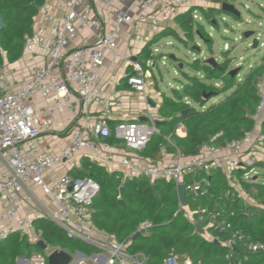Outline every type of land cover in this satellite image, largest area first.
<instances>
[{"label":"built area","instance_id":"built-area-1","mask_svg":"<svg viewBox=\"0 0 264 264\" xmlns=\"http://www.w3.org/2000/svg\"><path fill=\"white\" fill-rule=\"evenodd\" d=\"M97 1L102 8L98 14L91 0H52L51 5L44 4L40 8L37 15L41 16L43 25L25 39L23 48L45 50L47 60L35 66L31 77L21 87L13 90L0 67V242L17 234L26 237L32 246V251L17 258L15 264H48L52 253L62 251L47 245L39 232L35 234L33 221L39 218L51 223L68 240L93 249L88 254L79 251L69 254L72 257L69 264H145V256L141 252L130 253L128 247L134 236L148 231L153 225L148 221L141 222L123 242L99 231L91 222L94 199L100 191L98 183L89 177L74 178L68 172L53 176L47 182V176L56 166L68 163L76 168V160L85 157L118 172L122 182L143 179L152 186L156 182L173 184L175 189L182 185L185 198L196 200L207 198L208 177L213 171L223 175L228 185L234 187V172L248 168L246 157L264 143V135L260 132L264 116L262 84L257 88L259 102L255 128L239 140L220 146L203 145L197 155L188 158L178 149L170 153L163 150L158 161L143 157L141 153L150 137L158 133L157 120L149 112L147 73L137 60H126L130 71L124 78L142 102L137 108L140 115L111 126L114 96L106 97L101 91L97 69L106 51L114 60H123L112 49L122 28L130 26V33L145 45L144 37L140 35V26L144 22L155 36L187 9L191 0H131L125 10L114 8L115 0ZM134 9L138 13L133 18ZM104 11L113 14L112 24L106 30L103 29ZM83 33H88L92 41L81 37L80 46L73 48L74 41ZM145 65L148 67L150 61ZM37 96L53 99L55 106L49 109L50 113L59 108L76 110L77 119L68 126L67 143L56 154L38 148V141L44 133L51 132L53 122L51 118L41 117L31 106L30 101ZM93 103L101 108L96 118L89 115ZM141 118L146 121L141 122ZM179 128L184 129L183 125ZM251 171L244 172L242 179ZM34 188L49 198V206L36 200ZM23 194L39 207L33 219L21 214L18 198ZM178 204L183 218L200 226L204 239L218 240L210 235V229L218 234L229 233L228 240L222 244L228 250V258L240 246L247 253L264 255L263 243L232 231L234 212L227 210L225 204H215L217 209L214 211L200 207L192 211L187 205ZM39 241H43L45 249H37ZM163 264H178V259L171 256Z\"/></svg>","mask_w":264,"mask_h":264},{"label":"trees","instance_id":"trees-1","mask_svg":"<svg viewBox=\"0 0 264 264\" xmlns=\"http://www.w3.org/2000/svg\"><path fill=\"white\" fill-rule=\"evenodd\" d=\"M210 1L228 3L231 0ZM44 2L45 0H0V17L3 23L0 29V67L4 62L12 64L19 60L25 39L32 34L33 20ZM194 12H199L204 20L209 21L211 26L214 25L213 8L208 11L202 8L188 9L176 16L174 22L186 39L193 40L197 37L211 50L212 41L200 24L196 25L193 33ZM220 14L237 19L232 13ZM167 37L183 43V39L175 31L164 29L143 46L136 59L143 68L150 61L151 48ZM187 67L193 74L177 67L184 79L181 89H173L170 96L162 95L157 109L160 119L155 124L158 133L150 137L141 153L143 157L158 161L163 150L170 153L174 149H178L183 157H193L203 145L220 146L236 141L255 128L259 102L257 88L259 80L264 77V57L262 63L250 70L239 82L237 74L231 75L227 71V64H220L215 68L208 65L206 60H195ZM195 73L203 76H196ZM211 81L218 82L217 87ZM207 94L211 96L205 99ZM219 94H224L223 100L205 108L210 99ZM184 99L192 102V105L186 104ZM179 125H183L185 129L184 137L175 134ZM67 130L68 128L65 131ZM260 132L264 135V116ZM110 142H113L112 139ZM80 161V168H74L68 173L74 178L89 177L98 183L100 191L94 199L91 212V222L96 229L123 242L130 238L141 222L148 221L153 225L148 231L132 238L128 247L130 253L141 252L146 258L145 264H163L171 256L188 259L190 264H264L263 254L247 253L241 246L235 248L228 258V250L222 244L228 240L229 233L218 234L210 229V235L218 237V240L204 239L194 225L183 218L173 184L156 182L152 186L143 179L122 182L117 174L107 172L104 167L87 158H81ZM243 174V171L234 174L235 183L242 184L247 189L253 188L255 192L249 193L253 196L254 203L261 208L244 207L233 187L216 171L208 177L210 183L207 198L193 200L186 197L185 202L192 211L198 207L214 211L217 209L215 204H225L227 210L234 212L231 219L232 231L264 244V184L255 182L252 178L251 184L244 182ZM121 187L124 188L122 195L119 192ZM33 227L50 247L71 255L76 251L85 254L93 252L90 247L68 240L60 230L42 218L35 219ZM18 237L20 236L13 234L0 242V264H15L17 258L25 257L32 251L30 244L26 247L25 238Z\"/></svg>","mask_w":264,"mask_h":264},{"label":"rangeland","instance_id":"rangeland-1","mask_svg":"<svg viewBox=\"0 0 264 264\" xmlns=\"http://www.w3.org/2000/svg\"><path fill=\"white\" fill-rule=\"evenodd\" d=\"M195 3L192 0L189 9L202 8L206 11L209 8L214 9L213 26H211L209 21L204 20L199 12L194 13L195 18L193 17V33L197 28L196 25L200 24L212 41V48L208 50L197 37H194L193 40L186 39L184 34L177 28V24H173L174 30L183 39V43H179L171 38L162 40L158 45L151 48L149 51L150 65L143 68L147 73V95L150 96L151 99H149L153 103H160L162 95L170 96L173 89H181L184 79L177 69V67L179 68V64H182V67L179 69L192 73L187 67L188 64L195 60L204 62L212 58L218 65L227 64L228 72L235 71L237 81L239 82L250 70L262 63L264 57V46H261L262 43L264 44V0H231L228 3H212L209 0H197L199 5ZM223 4L232 7L237 19L220 14V12L227 13L222 10ZM247 32H250V35L245 37L244 34ZM254 42H256V48H253ZM195 50L197 52H194ZM171 56L174 57V60L170 58ZM195 75L203 76L198 73H195ZM259 81V85L264 84V77ZM210 83L215 87L218 85V82L215 81H211ZM223 98L224 94L212 97L206 107L220 102ZM184 102L192 105V102L189 100L184 99ZM246 158H248L249 165L243 172L249 169H252V171L243 179L244 182L251 184L253 180L264 184V143L261 148ZM237 172L235 171L234 174ZM234 185L233 189L236 192V196L240 198L244 207H260V205L254 203L253 196L249 193L255 192L253 188L247 189L244 185H239L235 182ZM35 193L36 198L40 200L43 195L39 192ZM34 230L37 235L38 232L35 227ZM18 238L21 239L22 237ZM23 238L28 243V239L26 237ZM184 260L186 259L178 258V264H184Z\"/></svg>","mask_w":264,"mask_h":264},{"label":"crops","instance_id":"crops-1","mask_svg":"<svg viewBox=\"0 0 264 264\" xmlns=\"http://www.w3.org/2000/svg\"><path fill=\"white\" fill-rule=\"evenodd\" d=\"M91 1L96 7L97 14L100 11H102L101 10L102 8L100 7L99 2L97 0H91ZM194 1L197 3V0ZM130 2L131 0H115L114 8L117 9L120 8L125 10L130 5ZM44 4L51 5L52 0H45ZM196 5L199 4L197 3ZM190 6H191V2L189 7ZM137 13L138 10L134 9L132 12V17L134 18ZM103 15H104L103 29H105L112 24L113 14L111 13V11L109 12L104 11ZM173 24L176 25L174 20L170 22L166 28L175 31ZM42 25H43L42 18L41 16L37 15L33 20V26H32L33 30L41 27ZM140 27H141L140 35L144 37L146 43L149 42L154 36L149 32V27L147 23L144 22ZM81 37H87L90 41H92L88 33H83L82 35L78 36V38L74 41L72 45L73 48H77L80 46ZM169 38L174 39L172 37H167L165 39H169ZM143 46L144 43L139 42L138 39L130 33V26H125L124 28H122L119 37L117 38L115 44H113L112 47L113 52L117 56L121 57L123 60L121 59L114 60L112 54L108 51L103 53V58L101 60L99 68L97 69V74L101 80L100 83L101 91L106 95V97L107 96L110 97L111 95L114 96L113 111L110 119L111 126L115 125L117 122L121 120H132L139 117L140 115L139 110L137 108L141 106L142 102L140 101V98H138L137 95L133 94L132 91L129 89L124 77L130 71V67L127 64L126 60L128 59L132 61L133 58L136 59L139 58V54L142 51ZM46 60L47 57L45 50H38L35 48L31 50H25L23 48L22 55L18 61L12 64H8L4 62L1 68L8 76L11 88L13 90H16L29 80L35 66L41 65L42 63L46 62ZM147 88H148V83L146 85V95H147ZM148 98H150V96H148ZM30 104L37 114H39L43 118H51L53 122V127L51 132L44 133L41 139L38 141V146H39L38 148L45 152L56 154L59 148L63 147L67 143V136H66L67 131L65 130L68 128L69 125L73 124V120L77 119L76 110L70 111L65 108H59L54 110L52 113H50L49 109L55 106L53 99H45L42 98L41 96H37L33 98L30 101ZM148 104L150 106L149 108L150 114L153 115V117L156 120H159L160 117L157 115V109L160 103L158 104L155 102L153 103L151 100H149ZM205 108L207 107L205 106ZM100 111L101 108L93 103L92 105H90L89 115L91 118H96L99 116ZM175 134L178 137H184L185 129L179 128L178 126L175 131ZM81 158L76 160V164H77L76 168H80ZM104 168L107 172H109L110 170L109 173L117 174L118 178L121 180L118 172H115L113 169H110V167L108 166L107 167L105 166ZM72 169L74 168L68 163L65 165L56 166L52 170V172L49 173V175L46 178V181L50 182L53 176L63 175L64 173L69 172ZM40 191L41 190L38 188L33 189V195L35 198H36L35 192H39L43 195L41 198L42 200L41 199L38 200L37 198L36 200L40 201L42 205H50V200L46 198V196ZM18 201L21 205V214L25 218L33 219L37 215V212L39 211L38 205L35 202L29 200L26 195L23 194L19 196ZM186 263H190L188 259L184 260V264Z\"/></svg>","mask_w":264,"mask_h":264},{"label":"water","instance_id":"water-1","mask_svg":"<svg viewBox=\"0 0 264 264\" xmlns=\"http://www.w3.org/2000/svg\"><path fill=\"white\" fill-rule=\"evenodd\" d=\"M222 10L227 12V13L235 14V11L232 9V7L228 6L226 4H223ZM2 27H3V23H2V18L0 17V29H2ZM249 35H250V32H247L244 34L245 37H248ZM256 46H257L256 42H254L253 48H256ZM170 58L174 60L173 56H171ZM132 61H136V58H133ZM206 63L210 66L215 67V68L218 67V64L212 58L206 60ZM181 67H182V64H179V68H181ZM235 73H236L235 71L230 72L231 75H234ZM210 96H211V94L205 95V99L209 98ZM140 121L145 122L146 119L141 118ZM123 191H124V188L121 187L119 189L120 195H122ZM176 194H177L178 202L181 204L182 207H185L186 206L185 192H184V188L182 185H179L176 187ZM120 203L123 204V201H120ZM194 228L197 230L198 233L202 232V229L200 228L199 225H194ZM137 236H139V234L134 236L133 239H135V237H137ZM26 247H28V244L26 245ZM36 247L43 250V249H45L46 245L43 243V241H39L36 244ZM71 259H72V257L64 251L54 252L48 257V264H69L71 262Z\"/></svg>","mask_w":264,"mask_h":264}]
</instances>
